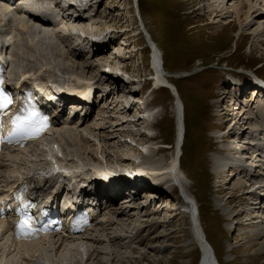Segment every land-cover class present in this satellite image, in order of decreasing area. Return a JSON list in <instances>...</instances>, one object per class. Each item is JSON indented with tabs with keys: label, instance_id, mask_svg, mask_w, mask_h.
I'll return each mask as SVG.
<instances>
[{
	"label": "rangeland",
	"instance_id": "obj_1",
	"mask_svg": "<svg viewBox=\"0 0 264 264\" xmlns=\"http://www.w3.org/2000/svg\"><path fill=\"white\" fill-rule=\"evenodd\" d=\"M136 1H92L90 11L97 10V15L92 19L91 25L80 24L81 27L77 24L79 26L77 30L81 34H85L84 38L97 33L96 37L101 38L103 45L107 46L101 52H95V49H92L94 44L84 38L79 39L78 35L71 33L73 26L70 28V35H73H69L67 40L60 33H56V28H49L55 31V39L61 42L65 53L69 54L66 59L60 57V66L66 64L69 67L68 71L74 70L90 79L95 77L104 81L110 80V76L103 73L106 72V70H102L103 65L109 67L110 61L113 64L124 65L130 71V77L136 79L131 84V88L136 90L134 96L127 94L120 96L116 92L115 95H106L101 100L103 94L100 93L96 105L92 106L93 115L82 118L81 114L75 118L73 124L63 126L70 128L69 135L74 136L78 143L74 148L80 152L76 155H67V151L73 147L69 146L68 142L70 141L59 140L63 127L56 125L52 131L54 134L49 135L48 141L45 140L39 147L21 153L15 152L14 156L5 157V163L9 168L4 174L12 179L26 173L43 182L44 177L48 175L46 170L41 169L45 167L46 159H49L53 166L67 170L69 176L80 177L82 175L85 177L83 179L89 177L91 169L98 165L116 170L115 168L118 167L119 169L129 168L139 162L146 168L154 167L158 170H167L170 164L173 165L172 159L177 154L176 104L181 99L184 107L186 106L183 114L186 120L184 122L187 123V126L185 125L187 137L182 145L183 170H180L178 176L185 187L195 195V203L201 210L199 220L200 222L202 220L201 226L202 228L204 226L203 230L208 241L215 248L222 264H264V238L262 233L256 232V229H264L262 214L259 213L254 221L249 222L250 224L247 222L249 216L247 213L244 216L236 217V214L243 211L242 209L256 201H253V196L248 200H240L243 192L246 191L243 187H247L246 184L250 181L246 182L245 180L244 174L247 172L239 174L240 172L236 171L237 167L234 164L237 166L236 161L240 160L241 154L234 150L233 146H237L239 140H242V155L247 159H254L249 142L253 141L250 134L256 132L252 131L251 125L245 120V117L250 116V113L248 115L243 113L244 123L241 126L234 124L236 129L231 135L240 129H243L244 133L237 134L240 133L237 132L236 134L239 136H235V142H230V138H223L227 132L221 129L223 128L221 124L224 123V127L229 129L231 119L235 115L229 120L224 106L228 103L232 105V100L235 101V99L226 92L223 95L220 93L227 87L229 89L226 91L236 88L232 86V83L230 86L228 84L230 73H240L247 77L248 82L254 84H256V75L264 78V0H221V5L225 4V7L223 6V12L218 14L220 16H217L214 6L215 2L219 0ZM51 2L52 7L58 11L59 8L55 1ZM240 2L245 3V7L239 11L240 14L243 15L250 11L247 20L242 17L238 21L236 13L233 12V7ZM16 14L18 13L12 11L9 15L12 17V21L10 22V19L9 22H5L6 13L0 12V38L4 42L15 41L16 38L18 40L25 35L21 26L17 28V21L27 18L20 14L14 17ZM65 22L71 24L70 21L65 20ZM83 27L86 29L83 30ZM146 30L157 43L160 53L158 54L164 62L166 71L177 84L179 99L165 88L157 90L151 84L149 76L152 73L154 61L152 63L149 46L151 43ZM1 41L0 45L3 43ZM80 51L83 53V59L74 54ZM114 51L123 54L124 59L118 62L112 57ZM5 57L12 60L11 50L9 53H5ZM88 64L91 65V68L85 73L82 68ZM39 65L40 63L36 64L34 61L28 66L30 68L38 67V70L34 69V72H29V75L36 76L38 83L44 84L48 80L61 83L65 78V74L59 71L60 69L46 66L54 70L51 71ZM74 65L76 67H73ZM115 80L114 77L113 81ZM116 81L125 84V81L130 82L131 80H122L119 77ZM249 87L251 91H255L254 85ZM247 92L246 98L251 97V92ZM219 95L223 100L221 107L217 105ZM258 97L264 99V91H260ZM239 103L238 100L236 108L234 106L233 108L229 106V108L238 112ZM253 105L251 104L250 108ZM104 106L108 108L103 109L102 112ZM148 106H154L153 109L147 111L150 114L149 118L141 121L139 119L137 125L126 123L128 122L126 120L134 117V112L137 109H144ZM134 107L136 110H131ZM240 108L242 107L240 106ZM162 119H164V123H162ZM158 120L165 127H160L157 123ZM138 133L142 137L137 136ZM151 135L156 138L144 139ZM221 146H224L226 151H232L227 153L228 156H232L227 159L229 162L224 171L217 174L219 167L214 170V161L218 153L221 152ZM183 148L187 151L185 154H183ZM229 148L230 150H227ZM152 151H157L158 155L154 158L149 156V158L148 155ZM48 152H52V155L49 153L48 156ZM124 154L129 156L126 158L127 161L122 158ZM248 155L251 156L248 158ZM246 158H242V160ZM250 164H255V162L250 160ZM2 173L1 169L0 174ZM234 173L235 176H233ZM168 175L165 172L163 173L164 178H162L167 182L161 186L165 190V192L163 191L164 198L161 197L164 199L163 201H167L160 205L162 210L156 212L154 206H151L154 203L153 198L158 197L153 193L145 194L143 190H139L135 198L134 194H131L130 197L125 191L119 198L116 197L109 203V206L113 203L112 208L122 209L123 216L114 213L113 215L114 209L112 208L111 210L105 209V216L101 217L105 221L102 220V223L97 224L84 238H79V243L77 241L71 244L69 242L62 244L63 249L67 247V249L70 248L69 250L64 249L61 253H57L58 251L53 247L55 244L50 241H47L48 243L45 245L35 246V248L39 247L38 249L49 251L51 256L44 260V263L60 264L62 261L66 262L65 264H150L155 259L164 258L166 261L163 264H198L200 247L197 243H192L191 218L177 188L175 186L167 187L169 180L165 177ZM1 179V182H4L5 178L1 176ZM229 179L232 180L229 181ZM48 180L52 181L50 177ZM48 191L37 189L35 192L37 195L45 197L48 195ZM137 191L135 189V193ZM168 194L171 195L168 196ZM132 197L135 199L130 201ZM168 197L170 198L167 199ZM230 200L231 203H229ZM115 216L119 217L118 219H125V223L116 221L111 226L107 225V229H105L107 220H113ZM98 235L101 237L98 238L101 242L96 241ZM116 235L122 238L111 241V238ZM12 244L10 236L0 232V249L9 250L5 256L0 252V264H29L34 259L29 255L30 251H27L30 247L17 250V247H13ZM69 244L72 247H77L71 250ZM167 246L170 247V250L163 252L164 254L160 253ZM94 247L98 248V252L94 255L95 258L99 255L101 259L88 261ZM35 248H31V251ZM62 253H64V257L61 255ZM42 254L46 257L49 255L48 252ZM39 263L41 262L39 261Z\"/></svg>",
	"mask_w": 264,
	"mask_h": 264
},
{
	"label": "bare ground",
	"instance_id": "obj_2",
	"mask_svg": "<svg viewBox=\"0 0 264 264\" xmlns=\"http://www.w3.org/2000/svg\"><path fill=\"white\" fill-rule=\"evenodd\" d=\"M51 1L52 0H32L33 6L42 7V9L45 11V12H42L41 14L40 13H38V14H34V13L33 14H30V13H28V14L24 15V13H22V14L19 13L20 16H23L24 15L27 18L26 20L20 19V20L17 21V24H18V27L17 28H20V26H21L22 32H24L25 35H23L22 37H20L18 40L16 38L15 41L12 40L11 42H4L3 39L0 38V40H2L1 42H3L2 45H0V51L2 50L4 53L7 54L11 50V53H12V60H9L8 61V63H9V66H8L9 77L12 80L13 79L19 80L21 78H25V77L29 76V72H32V71L34 72V69L35 70H38V67L37 68H34V67L30 68V67H28V66H30L32 64V62L35 61L36 64L37 63H40V65H39L40 67H46V66H50L51 67L52 66V68L54 67L53 69H57V68H58V70L60 69L59 71H61L63 74H65V78L63 79V81L64 82H67V83H70L69 84V92L71 94H73V95H76V91H78L76 88L74 89V87H78V86L75 84V82H71L72 81L71 79L72 78L77 79L78 77H80L78 80L81 81V83H83L80 86H83L84 88H87L86 89V92L84 94L85 95V99L86 100H89L92 97V91H93V89L95 87L94 84H93V82L91 80H87V79H90L89 77L83 76V75L77 73L74 70L73 71H68L69 70V67L66 64L64 66H60L59 65V63H61L60 57H65V59H66V57L69 54L65 53V50L62 47L61 42L58 41L57 39H55V35H56V33H60L61 35H63V37H65V40H67V37H69V35H70V30H71L70 28H72V26H73V28H72L73 30L71 31V33L74 34L73 31L77 30V28L79 27V26H77V24H79V25L80 24H85V25L86 24H90L91 25L92 24V19L95 18V16L97 15V13H96L97 10L94 11L92 15H86V14L79 13V14H77V15L74 16V14L71 12L72 9L71 10H68V9L64 8L57 0H54L55 3H56V5L59 8V10L56 11L52 7V2ZM91 1H94V0H91ZM221 3H222L221 0H219L218 2L216 1L215 2V5H214L215 8H216L215 10L217 11V16H220L218 14H220L221 12H223V6L225 7V4L224 5H221ZM244 5H245V3L240 2L238 5H235L233 7V12L236 13V15H237L236 18H237L238 21H240L242 17H244V20H247L248 17H249L250 11L244 13L243 15L239 13V11L241 10V8H244L245 7ZM13 10H14V8L10 4H5L4 2H1L0 3V12L1 13H6V16L7 17L11 14V11H13ZM61 12L62 13H65L66 16L63 17V19L60 18V20H58L56 18V16L58 14V15H61V17H62V13ZM19 14H16L14 17L19 16ZM7 17L5 19H8ZM65 20L70 21L71 24L69 25L67 22H65ZM11 21H12V19L10 20V22ZM250 23H248V24H250ZM229 24H231V23H229ZM49 28H54V29L56 28L57 32L55 33L54 30H50ZM89 28H87V29H89ZM84 29H86V28L83 27V30ZM96 34L97 33H95L94 35H91V37L88 36V38L85 37L84 40H88L90 43L94 44V47L92 49H95L94 50L95 52H101L107 46L106 45H103L102 39L101 38H97L96 36H98V35H96ZM72 35H70V36H72ZM149 37H150V39L152 41L155 42V40L150 36V33H149ZM155 45H156L157 49H155V51L153 53V55H154L153 56L154 63L153 62L152 63L154 64L153 69L156 71L155 88H157L160 85V83H164L165 82L164 77H163V70L166 71V68L164 66V62L161 60V57L159 55L160 53H159L158 45H157L156 42H155ZM74 54H76L77 57H81L83 59V53L81 51L80 52H75ZM98 57H101V56L98 55ZM112 57L115 58V59H117L118 62H120L121 60L124 59V55L123 54H119L116 51L112 52ZM110 62L112 63V61H110ZM77 63L78 62L76 61V65H77ZM73 67H76V66L74 65ZM109 67L110 68L107 69L106 68V65H103L102 66V70L105 69L107 71V70H111L112 69V70L116 71L115 70L116 68H113V66L112 67L109 66ZM46 68L49 69V67H46ZM52 68L49 69V70L52 71L53 70ZM89 68H91V65L88 64L85 67H83L82 69L86 73L89 70ZM103 73L104 74H108V76H110V80H104L103 81L101 78H98L97 79L95 77H91L92 79H95V82L98 85L97 86L98 92L104 94V96L102 97V100L105 98L106 95H110V96L111 95H115L116 92L119 93L120 96L125 95V94H127V95H133L134 96V93H135L136 90H134V89L131 88V86H132L131 84H132V82H134L136 80L135 78H133V77L130 78L129 77V79L131 81L130 82L125 81L127 84L125 82H124L125 84H123V83H119L118 81H116L117 79H119V76H121L120 73H117L116 72V74H118V77L114 76V74H109L107 72H103ZM35 74H36V72H35ZM232 74L235 75V76H239V77L242 78L241 75L234 74V73H232ZM30 76L34 79V81H36V78H35L36 76L35 75H30ZM111 76H112V79H111ZM114 77L116 78L115 81H113V78ZM231 83H232V86H235L236 88H232L230 90L231 91L230 92V91H226V90L229 89L227 87L226 90L224 89L225 91L220 92L221 95H223L226 92V94L228 93V95L233 96L234 99H235V101L232 100V102H233L232 105L228 103V105L226 104L224 106V110H226V114L228 116V119L230 117H232L234 114L235 115L233 116L232 119L230 118L231 119V127H232V128L230 127L231 129L230 128L228 129V128L224 127V123L221 124V127L225 128V129H223V128H221V129L222 130H225V132H227V135L224 134L223 138H230L229 140L231 142V141H234V138H236L235 136L237 134L244 133L243 132V129L242 130L240 129L239 131H237V132H240V133H237L236 132L237 134L234 133L233 135H231L233 132H235V129H236V127L234 126V124L241 126V124L244 123V120H243L244 117H243V115L244 114L248 115L249 113H250V116L248 115L247 117H245V120H246V122L249 125H251L252 131L257 133V134L256 133L250 134L251 135L250 137L252 138L253 141L252 142H249L250 143V146H251L250 150H252V152H253L252 153L253 154L252 157L254 159L249 158L251 155L250 156L248 155V158L249 159H247L246 156H243L242 155V152H243V149L241 147L242 146L241 145V141L242 140L241 141L239 140V144L237 143V146L238 147L237 146H233V147H235L234 150H237V152H239V154H241L242 157L240 156L239 157L240 160H237L236 161L237 166L234 164L235 161L232 162V163L234 164L235 167H237L236 168V171L238 173L240 172L239 174L246 173L247 172L246 174H244L246 176L245 177V180H246V182L250 181V182H248L246 184L247 187H243V188H245L246 191L243 192L240 200H243V199L244 200H248V199H250L251 196H253V198H252L253 201H256V202H252L251 205L247 206L245 209H242L243 211H241L238 214H236V217H238V216H244L245 213H247V215H249L248 218H247V222H248V224H250L252 221H254V219L256 218V216L259 213L262 214V216L264 218V198H263L264 197L263 196L264 195V123L262 122L263 119H264V112H263L264 110L262 111V109H264V99L263 98L258 99L259 98L258 97V93L260 91H259V89L257 87H254L255 88V91H251L250 87L248 89L243 90V86H241L240 87L241 88L240 91L242 90L241 91L242 93L240 94V93L237 92V89H238L237 87L240 86V83L239 82L237 83V81L236 80H233V79H231V81H229V83H228L229 86H230ZM234 84H237V85H234ZM250 85L252 86L253 84H250ZM174 88H175V92L177 93V96H178V87H177L176 83H174ZM159 89H162V88L161 87L160 88L158 87L157 90H159ZM247 91L251 92L253 95H252L251 98L250 97H247V100H246L247 103H244V100H245L246 95H247L246 93H248ZM255 93H256V95H255ZM218 98H219V100H218L217 105H218V107H221V103L223 102V100L221 99V96L220 95L218 96ZM180 100H179V102L181 104V107L184 110L185 107L183 105V102L180 101ZM238 100L240 101L239 105L242 108H240V106H239L238 107V110L239 111L238 112L235 111V112H237V113H235L232 109L229 108V106L230 107L232 106V108L234 106V108H236L235 105L238 102ZM229 101L231 102V100H229ZM73 103H77V102H73ZM251 104L252 105L254 104L252 108H250V105ZM242 105H244V106H242ZM257 106L260 107V109H261L260 112H257L256 111V107ZM83 108L84 107H82V109L80 111H82ZM104 109H105V107H104ZM181 110L182 109H179L178 108L179 115H181L180 118H179V121H178V131H179L178 132V137H179L178 146L180 147L181 152H182V145H183V143H182V140L181 139H182V134H183V125H184V132H185V135H186V128H185L186 123L184 122L186 120L184 118L183 110L182 111ZM147 111L145 113H142V116H144L142 119L141 118H138L135 121H132V119H128V120H126V121H128L126 123H135V125L139 124V121H138L139 119L141 121V120H145V119L149 118V115L150 114ZM242 111H244V112H242ZM128 112H129V110H128ZM78 113H75V115L77 116ZM92 113H93V109H90V111L87 112L86 115H88V114L91 115ZM254 114H255V116L253 117ZM73 120L74 119L72 117L69 118V119H67L64 122V126L65 125H69V124H73L74 123ZM229 120H228V122H229ZM161 121H163L162 123H164V119H162ZM161 121L158 120L157 123L159 124L160 127H162V126L165 127L164 124L162 125L160 123ZM61 127H63V125ZM69 129L70 128L68 126L67 127H63V129L61 131L62 133H60V135H59V140H63V141H66V142L70 141V142H68V144H69V146L71 145L73 148L67 151V153H68L67 155L73 156V155H76V153H79L80 150L77 152L76 148H74V147H76V145H78V143H77V141H75L76 139H75L74 136H70L69 135V133H68V132H70ZM71 133H73V132H71ZM51 134L53 135L54 132L53 133H50L48 135H51ZM136 135L142 137L140 133H138ZM237 136H239V135H237ZM68 137L71 138V139H69ZM49 138H50V136H49ZM145 138H147V139H149V138L155 139L156 136H152L151 135V136L144 137V139ZM185 138H186V136H185ZM48 139H47V141H48ZM247 145H249V144H247ZM224 146H221L220 147L221 152L218 153V155H220V161L223 160L222 163H220V164H217L216 163L214 165V170H216L219 167L217 169V174H221V172L224 171L226 165L229 162L227 159H230L231 158L230 156H232V155L228 156V154H229L228 152H232V151H226V148ZM227 150H230V148L227 149ZM9 151L11 152V150H9ZM240 151H241V153H240ZM49 153L52 155V152H48V156H49ZM157 153H158L157 151H152L148 155V157L151 156V157L154 158V157H156L158 155ZM179 156H180V153L176 154L175 157H173V159H172L173 165L171 166V164H170L168 166L167 171H168L169 176H171V178H173V181L182 184L183 187H184V189H185V192H184L185 193V198L188 200V202L186 203V199H185V201H184L185 204L184 205L187 206V213L189 214V217L191 218V221H192V224H191V230H192V236H193L192 243H197L199 245L200 249L206 250V252L210 254V260H211L210 263L211 264H222L221 261H220V259H219V257H218V255H217V252H216L215 248L208 241V238H207V236H206V234H205V232L203 230L204 226H203V228L201 226L202 220H201V222L199 220V216H200V213L199 212L201 210L197 206V203H195V200H196L195 195H194L193 192H191V190H188V188L185 187V185L181 181V178L178 176V174L180 173V170H181L180 169V164H179ZM122 158H123L124 161H127L126 158H129V156L124 154V156H122ZM233 158H236V157H233ZM242 158H246V159H243L242 160ZM250 160H251V162L253 160L255 162V164H250ZM241 161H243V162H241ZM46 163H48V165H49V161L47 159H46ZM1 164H0V170L1 169L3 170L2 177L5 178L4 181L6 182V181L9 180V176L5 175L4 173L7 172V170H8L9 167H8L7 164L5 166H3ZM137 165H139V164H137ZM98 166H101V165H98ZM149 168H151L153 170L157 169V168H154V167H149ZM115 169L116 170H120L119 167L118 168H115ZM127 170H129V169H127ZM140 170H143V172H145L144 167H140ZM239 170H241V171H239ZM232 171L234 172V170H232ZM102 172H103V174H101V175L100 174H96L94 172L95 173L94 175H96V178L97 179H99V180H101L103 182H104V179H105V181L107 182L108 179H106V177L108 176V171H106V172L102 171ZM181 172H183V171H181ZM153 173L156 174V173H158V171H154ZM235 175L236 174L234 173L233 176H235ZM19 178L20 177L16 178L12 183L14 184L16 182V180H18ZM52 178L53 177H51L50 179H52ZM72 178H74V177L73 176L66 177V179H68L70 181H72ZM161 178H163V177H161ZM82 179H83V177L82 178H79V181L82 180ZM139 179L149 180V178H146L145 176L139 177ZM153 179H154V177H153ZM232 179H229V181L232 180ZM44 182H45L44 185H43V182L41 183L42 185L39 184V188H41L43 190H50L52 187H55V185H56V181H50V180H47L46 179V180H44ZM252 182H253V184H252ZM116 183H118V182H116ZM171 184H172V181L171 182L168 181L167 187L171 188ZM255 184H256V186H255ZM117 185L118 184H116V186ZM246 185H243V186H246ZM76 186H77V184H72L70 186V188H68L67 185H66V187H64L62 190L66 191L67 194L68 193H74V190H75V187ZM161 186H162L161 184H151L149 182H147V183L144 182L143 184H139V185L136 184L135 186H133L132 184H130V182H127L126 181V183H125V181H121L120 184H119V187H117V189H118L117 191L118 192H115L116 195L114 194L113 197L112 196H109L110 197L109 199H111V200H108V204H109V201L112 202L113 200L116 199V197L119 198V196L122 195L123 193H125V191H127V195L130 196L131 194H134V197L136 198L137 197L136 194L139 193V190H143V193H145V194H147V193L157 194V196L160 199H162V197L164 198V196H165V193H164L165 190L163 188H161ZM250 186H252L251 189H248ZM35 187H37L36 184H35ZM122 187L123 188L126 187V188L123 189ZM59 188H60V185H59ZM130 189H133V191H130L129 192ZM135 189L138 190L136 193H135ZM97 190H96L97 191L96 192V195H101V192H104V191H105V193L106 192H109V188L108 187L105 188V190L103 191L102 188L100 186H98L97 187ZM64 191H63V194L62 195H64ZM78 191L86 192L87 190L85 188V190L84 189H79ZM58 194H60L59 191L58 192H55L53 195H54V197H57ZM48 195H52V191L51 190H50V193ZM170 195L171 194H168V196H170ZM134 197H132V199L130 201L134 200L135 199ZM169 198L170 197H168L167 199H169ZM162 200H164V199H162ZM231 202L232 201L230 200L229 203H231ZM111 205H113V203ZM111 205H110V207H111ZM112 209H114V211H112V214L113 213L116 214V215H122L123 214V210L122 209H118V208L117 209L116 208H112ZM115 218L113 220H107V223L105 225L106 226L105 229H107V225L108 226L109 225L111 226L116 221H118V222L121 221V222H124L125 223V219H123V218L118 219L119 217H117V216H115ZM100 223H102V219H100V221L98 223L94 224L92 226V228L89 229L84 234L78 235V236H74L71 239L70 238L65 239V238H63V236H59L58 235L57 240H56L55 236H52V238H54V239H48V237H45L46 239L43 238L42 240L40 239V241H37V242H26V243L20 242L19 243V242H17L14 239H12L11 241L13 242V244H12L13 247H17V250L18 249L20 250L22 248L25 249V248H29L30 247V249H28L27 251H30V254L29 255L30 256H33L34 259L29 264H41V263L42 264H45L44 263V260L49 259L50 256H51L49 254V251L47 249H38L39 247L38 248H35V246L36 247H37V245L40 246V244H44L45 245V244H47L50 241L53 244H55V245H53V247L55 248L56 251H58L57 253H61V251L64 250V249H66V250H69L70 249V248L67 249V247H65L67 245H65L64 246L65 248L63 249L62 244L67 243V242H69L71 244V243H75L77 241H78L77 243H79V241H80V240H78L79 238L80 239L81 238H84V236H86L87 234H89L97 226V224H100ZM101 225H103V224H101ZM103 227H104V225H103ZM256 232L257 233H262V237L264 238V229L263 228L256 229ZM202 235H203V237H202ZM98 238H101V237L98 235L96 241L101 242V240L98 239ZM121 238H122L121 236L119 237V236L116 235V236H113L111 238V241L119 240ZM263 246H264V244H263ZM70 247H71V250H72V249H75L77 246L72 247L70 245ZM31 248H35V249L34 250L32 249V251H31ZM169 248L170 247L167 246V248L161 250L160 253L161 252L162 253L163 252H167L168 250H170ZM42 251H44V252H42ZM0 252H2L3 253L2 255L5 256L6 255V252H9V250L6 251V249L3 248V249H0ZM46 252H48V254H49L48 257H46V255H43L42 254V253H46ZM97 252H98V248L94 247L92 249V251H91V254H90L89 258H88V261H91L93 259H99L100 258L99 255L96 258L94 256L95 253H97ZM27 253H29V252H27ZM65 253H67V252H65ZM98 254H100V253H98ZM61 255L64 257V253H62ZM116 255H118V254H116ZM40 256H41V258H40ZM163 257H165V256H163ZM69 259H67V260H69ZM39 261L41 263H39ZM165 261L166 260L164 258L163 259L162 258H158V259H155L152 263L150 262V264H163V262H165ZM10 262L12 263V261H10ZM65 263L66 262L63 263L62 261H60V264H65Z\"/></svg>",
	"mask_w": 264,
	"mask_h": 264
},
{
	"label": "snow or ice",
	"instance_id": "obj_3",
	"mask_svg": "<svg viewBox=\"0 0 264 264\" xmlns=\"http://www.w3.org/2000/svg\"><path fill=\"white\" fill-rule=\"evenodd\" d=\"M11 103V99L2 93H0V107H7L8 104ZM25 224H27V221H24Z\"/></svg>",
	"mask_w": 264,
	"mask_h": 264
},
{
	"label": "water",
	"instance_id": "obj_4",
	"mask_svg": "<svg viewBox=\"0 0 264 264\" xmlns=\"http://www.w3.org/2000/svg\"><path fill=\"white\" fill-rule=\"evenodd\" d=\"M203 237V235H202ZM209 247V246H208ZM210 248V247H209ZM211 249V248H210ZM203 254H202V258H201V261H200V264H211V260H210V254L206 252V250H203Z\"/></svg>",
	"mask_w": 264,
	"mask_h": 264
},
{
	"label": "trees",
	"instance_id": "obj_5",
	"mask_svg": "<svg viewBox=\"0 0 264 264\" xmlns=\"http://www.w3.org/2000/svg\"><path fill=\"white\" fill-rule=\"evenodd\" d=\"M178 91H179V89H178ZM180 93V92H179ZM181 95V94H180ZM185 108H186V106H185ZM187 124V123H186ZM187 126V125H186ZM186 137H187V127H186ZM187 151H186V149H184L183 148V154H185Z\"/></svg>",
	"mask_w": 264,
	"mask_h": 264
}]
</instances>
